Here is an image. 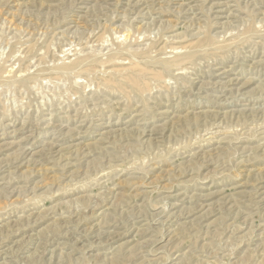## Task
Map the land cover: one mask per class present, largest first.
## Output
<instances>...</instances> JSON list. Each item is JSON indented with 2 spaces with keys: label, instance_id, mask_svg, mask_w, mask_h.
<instances>
[{
  "label": "rangeland",
  "instance_id": "1",
  "mask_svg": "<svg viewBox=\"0 0 264 264\" xmlns=\"http://www.w3.org/2000/svg\"><path fill=\"white\" fill-rule=\"evenodd\" d=\"M0 264H264V0H0Z\"/></svg>",
  "mask_w": 264,
  "mask_h": 264
},
{
  "label": "bare ground",
  "instance_id": "2",
  "mask_svg": "<svg viewBox=\"0 0 264 264\" xmlns=\"http://www.w3.org/2000/svg\"><path fill=\"white\" fill-rule=\"evenodd\" d=\"M225 8V7H224ZM176 50V49H175ZM178 53H179V51H178ZM175 54V53H174ZM190 56V55H189ZM182 59V58H181ZM185 61V60H184ZM169 63H171V62H169ZM169 63H167V64H169ZM168 66V65H167Z\"/></svg>",
  "mask_w": 264,
  "mask_h": 264
}]
</instances>
